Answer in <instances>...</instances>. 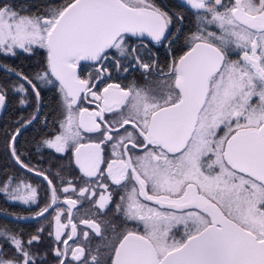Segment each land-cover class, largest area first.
<instances>
[{
  "label": "snow or ice",
  "instance_id": "1",
  "mask_svg": "<svg viewBox=\"0 0 264 264\" xmlns=\"http://www.w3.org/2000/svg\"><path fill=\"white\" fill-rule=\"evenodd\" d=\"M180 6L193 12L196 28L185 37L187 50L161 66L155 58L142 61L143 40L166 42L170 52L176 38L171 29L182 25L184 16L155 0H67L41 15L0 2V54L45 48L48 69L30 78L0 65L16 77L12 85L0 84V109L9 88L22 94L19 104L27 106L29 88L39 102L37 83L58 82L64 120L43 144L56 153L70 151L88 181L77 188L58 176L67 184L60 191L80 198L66 196L67 223H62L65 212L52 179L25 163L16 147L36 115L19 118L9 154L49 185L50 201L36 216L55 212L49 236L57 242L58 264H264V0H180ZM132 37L140 44L132 46ZM81 61L92 62L94 77L81 78ZM129 68L154 73L163 87L150 92L106 83L112 69ZM82 94L94 105L91 110L80 106ZM110 185L123 192L116 211L143 231L113 229L103 259L80 243L88 241L89 231L107 239L102 224L80 219L89 231L78 233L72 209L87 201L106 214L113 204ZM0 194L30 205L38 189L4 172ZM43 231L24 240L18 231L0 227V264H37L32 246Z\"/></svg>",
  "mask_w": 264,
  "mask_h": 264
},
{
  "label": "flooded vegetation",
  "instance_id": "2",
  "mask_svg": "<svg viewBox=\"0 0 264 264\" xmlns=\"http://www.w3.org/2000/svg\"><path fill=\"white\" fill-rule=\"evenodd\" d=\"M155 3L165 11L172 9L184 16L183 24H177L171 29V31L176 34V38L174 40V43L171 45L170 52L166 42L164 44H156L155 42L151 41L150 38H145L143 40V44L145 45V47L141 49L142 61L147 63L155 58L157 64L166 66L170 63L171 59L178 58L184 53V51L187 50L185 37L189 32L195 31L196 20L192 11H190L186 7L180 6V0H155ZM177 28L181 29L179 33L176 32ZM209 30L215 31L216 29L210 28ZM129 43L132 46H137L140 44V40L136 37H132L129 40ZM236 58V55L232 56V59ZM9 67L13 68L11 66ZM165 71H167L166 67ZM77 72L81 76V78H88V73H92L93 77L95 76L94 66L92 65V62L89 61H81ZM106 83H119L122 87L135 84L136 87L150 92L163 87L160 77L152 72L146 73L142 69L138 68H129V71L127 73L123 71L117 73L114 69H112V79L106 81ZM43 85L38 83L40 92L39 102H37V99L34 95L33 97L30 96L32 111L29 116H26V118H30L33 114L36 115V119L33 121V123L25 128L32 129L35 132V136L31 139V141L24 145L20 146L16 143V147L19 151H22L24 153L25 157H27V159H25V163H29L30 167H33L38 171L45 172V174L50 179H52L53 184L57 189L59 207L65 212V216L61 217V222L67 223V205L63 203V201L65 200L66 196L71 199L80 198L74 193L70 192L68 194H65L60 191L61 187L67 186V184L65 183L64 185H62L60 183V179H58V176L65 182L72 181L76 184L77 188L84 186V184L88 181L79 171L77 166H75L72 158V153L70 151L63 154L56 153L53 149H49L43 144V141L53 137L57 134L58 131H60L59 125L64 120L65 115L62 94L59 91V84L54 81L53 84ZM50 86L55 87L56 90L54 91ZM97 87H102V85L98 84ZM52 91L54 92V94H52ZM43 93L44 96L42 95ZM44 98H48V101ZM53 101H55L56 104H54ZM80 106L88 107L90 110L92 107H94V105H89L86 100H83V94ZM10 107L11 104L7 105L6 103V108L8 109V111ZM21 116L22 115H20V117ZM59 118H61V120ZM19 127L20 124L18 123L15 129ZM25 129H22L21 131H24ZM92 139L95 140L98 139V137L96 135H93ZM84 142L88 141L85 140ZM2 157L6 160L2 164L0 162V170H3L4 168V172L16 175L21 179H25L27 182H30L34 187L38 189V198L35 203L24 205L21 202H13L7 200L6 196L2 194L0 200V216L11 219L12 221H16L17 219H12L10 215H27L28 217L37 214L41 211L42 208L48 205L50 201L49 185L43 178L31 174L26 170H22L20 167H18L13 162L10 154L3 155ZM109 157L110 152L108 149H106L105 158L108 159ZM2 170L0 171V173L2 172ZM109 191H111L113 195V204H111L108 209L104 210L106 214H98L96 208H94L92 204L87 201H84L82 204H78L75 209H72V218L73 221L77 224L78 233L89 231V229L79 223L80 219H95L97 220V222L102 224L103 235L107 239H102L98 236H95L91 231H89L88 241L85 242L81 239L80 243L86 248H89L93 254L99 255L103 259H107V248L105 247V245L109 240L112 239L113 229H115L116 232H121L126 229L143 231L141 225L127 221L121 213H118L116 211L115 204L120 203L119 197L120 195H123L122 190L119 187L110 185ZM3 207H5L4 209L6 210H3ZM18 211H23V213H19ZM4 213H7L9 215H3ZM54 215L55 212L52 209H49V212L45 213L43 217L36 216L17 220L19 222L15 223L16 225L13 228V230L18 231L21 234L24 240H28L31 236L36 235L38 229H44V231L40 234V243L34 244L32 246L33 252L36 253L39 257L37 264H58V261L53 254V248L57 246V242L55 241L54 236H49V233L54 231ZM5 223L6 220L5 222L0 220V227L9 228ZM69 231L70 227L69 229L65 230V236ZM182 232L183 229L175 231L176 239L181 238ZM69 244L71 245L72 241H69ZM10 251L11 250L9 249V253Z\"/></svg>",
  "mask_w": 264,
  "mask_h": 264
},
{
  "label": "trees",
  "instance_id": "3",
  "mask_svg": "<svg viewBox=\"0 0 264 264\" xmlns=\"http://www.w3.org/2000/svg\"><path fill=\"white\" fill-rule=\"evenodd\" d=\"M2 2V0H0ZM14 8L18 11L21 9H25L26 11L22 14H37L41 15L44 14L46 11L62 7L67 0H7ZM0 61L19 70L22 71L25 75H28L30 78H33L36 74L42 73L47 71L46 70V49L34 46L31 52H24L23 50H16L15 55L10 54H0ZM16 82V77L8 74L7 72L0 69V84L5 86L12 85ZM36 83L35 80H33ZM43 85V84H42ZM44 86V85H43ZM27 87V85H26ZM54 91L56 90L55 87L50 86ZM37 88L38 83H37ZM52 94L54 92L52 91ZM22 94L14 93L11 91V88L8 90V99L7 105L11 104V107L8 109L4 108L3 112L0 115V157H1V164L5 162V158L3 155H9L8 151V141L10 139L11 133L14 131L15 127L18 125L17 121L20 118V115L23 117L29 116L32 111V106L30 103L31 97V89H28L27 98L29 103L27 106H21L19 104V98ZM44 96V93L42 94ZM31 96V97H30ZM48 101V98H44ZM56 104L55 101H53ZM13 107V109H12ZM21 116V117H22ZM31 128V127H29ZM35 136V132L32 129H25L21 131L20 135L17 137V144L24 145L31 141V139ZM12 162V161H11ZM2 170V169H1ZM0 170V171H1ZM4 168L0 175L3 174ZM0 194V200H1ZM1 206V205H0ZM5 207H3V210ZM17 211V210H16ZM19 213H23V211H18ZM0 220L5 222L9 228L13 229L16 225L15 223L19 221H12L11 219L4 218L0 216Z\"/></svg>",
  "mask_w": 264,
  "mask_h": 264
},
{
  "label": "water",
  "instance_id": "4",
  "mask_svg": "<svg viewBox=\"0 0 264 264\" xmlns=\"http://www.w3.org/2000/svg\"><path fill=\"white\" fill-rule=\"evenodd\" d=\"M0 65H4V64H2V63H0ZM10 68V67H9ZM3 109H0V113H1V111H2ZM10 217H16V216H10ZM17 217H20V216H17ZM23 217H25V218H31V217H36V214H34V215H31V216H23Z\"/></svg>",
  "mask_w": 264,
  "mask_h": 264
},
{
  "label": "rangeland",
  "instance_id": "5",
  "mask_svg": "<svg viewBox=\"0 0 264 264\" xmlns=\"http://www.w3.org/2000/svg\"><path fill=\"white\" fill-rule=\"evenodd\" d=\"M3 64H4V63H3ZM5 65H6V64H5ZM56 114H58V113H56ZM59 119L61 120V118H59ZM59 132H60V131H58L57 134H58ZM55 134H56V133H55Z\"/></svg>",
  "mask_w": 264,
  "mask_h": 264
}]
</instances>
